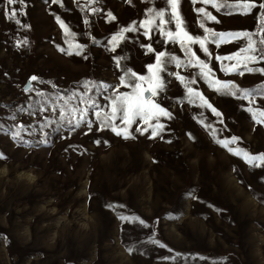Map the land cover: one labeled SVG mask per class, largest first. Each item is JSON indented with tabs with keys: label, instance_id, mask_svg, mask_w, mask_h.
Segmentation results:
<instances>
[{
	"label": "rangeland",
	"instance_id": "1",
	"mask_svg": "<svg viewBox=\"0 0 264 264\" xmlns=\"http://www.w3.org/2000/svg\"><path fill=\"white\" fill-rule=\"evenodd\" d=\"M62 3L63 7L52 0L17 4L15 7H23L26 12L19 13L18 18L30 28L14 25L0 12V151L9 156L8 161H0V264H264V167L249 166L228 153L199 121L207 118L204 123L211 124L221 138L240 135V146L253 154L264 152V125L251 120L240 107L241 101L213 94L203 81L199 82L197 87L206 90L214 106L224 113L225 128L210 110L189 104L181 95L183 86L176 87V81L169 90L173 105L170 110L176 119L161 118L172 129L163 133V140L148 139V134L125 140L109 130L87 133L83 125L73 132L67 126L57 131L58 112H40L38 101L42 98L35 90L24 91L29 78L37 75L40 80L32 82L33 89L49 95L83 90L85 80L116 84L119 70L110 59L113 53L105 48L106 42L121 27L147 18L148 8L167 7V0ZM198 6H203L199 0L195 5L191 0H181V15L192 25L189 31L193 34H203L202 30L196 31L200 14L194 9ZM91 7L98 11L91 12ZM227 11L218 14L220 24L208 21L207 26L248 30L259 39V11L255 17L235 10L228 15ZM53 12L65 20L75 37L66 38ZM108 12L117 17L116 21L107 17ZM168 15L170 9L166 18ZM194 17L197 19L193 24ZM150 35L158 33L153 30ZM93 36L99 43H92ZM25 37L28 43L17 47L16 41ZM134 37L137 33L129 36L122 56L128 58L127 67L147 75L149 53L133 43ZM139 37L141 42H151L143 37L142 30ZM77 43L87 46V60L76 55ZM246 43L242 37L219 48L211 43L209 47L214 54L224 55ZM69 44L71 55L56 47L69 50ZM198 47L195 45L194 50ZM168 49L169 45L164 44L159 50ZM198 54L203 58L202 52ZM249 67L262 68L264 61ZM218 75L224 78L223 73ZM228 76L241 87L264 84V73L258 71ZM115 91L132 89L120 85ZM113 94L111 90L99 97L95 91L89 93L105 110L110 103L105 96ZM262 100L264 96L256 97L257 103ZM243 105L246 107L248 101ZM28 110L35 114L30 115ZM90 112L95 127V110ZM45 116L53 121L44 128L47 145L37 143L43 135L40 125ZM20 123L28 128L22 135L33 142L32 146L11 139V131ZM188 132L196 139H189ZM96 138L107 139L109 144L96 145ZM169 139L171 143L166 142ZM109 204L112 207H107ZM133 213L149 227H134L119 219L121 214ZM149 229H154V239L167 247L149 242L148 237L153 235Z\"/></svg>",
	"mask_w": 264,
	"mask_h": 264
},
{
	"label": "snow or ice",
	"instance_id": "2",
	"mask_svg": "<svg viewBox=\"0 0 264 264\" xmlns=\"http://www.w3.org/2000/svg\"><path fill=\"white\" fill-rule=\"evenodd\" d=\"M52 2L63 7L62 0H52ZM96 2L97 0H90L92 4ZM130 2L131 0H129ZM191 3L195 5L197 0H191ZM17 4L24 5L25 0H3V8L0 9V12H2L6 20L13 22L14 25L30 28V25L23 24L21 19L18 18L19 13L26 15V12L23 7H15ZM199 4L203 6H198L194 9L195 13L200 14L196 31L202 30L203 34H193L189 31L192 25L187 24L181 15V0H167V7L148 8L149 16L147 18L139 21L138 24L136 21H132L130 24L115 31L106 42L105 48L113 53L110 59L115 61L116 68L119 70L116 84H109L103 81L93 84V82L85 80L83 82V90L72 89L70 95L59 93L49 95L39 89H33L32 82L38 81L40 78L37 75H32L24 91L35 90L36 95L42 98L38 101L40 112H46L49 109L53 113L58 112L57 131L60 127L67 126L69 132H73L83 125L87 129V133L103 134L105 130H109L116 137H122L125 140L136 139L137 134L140 136L148 134V139L159 138L163 140V133L166 131L171 132L172 129L162 123L161 118H167L169 121H175L176 119L173 111L170 110L173 105L169 97V90L176 81H179V84L175 85L176 87L183 86L181 95L187 99L189 104H198L199 108L210 110V113L219 120V123L224 125V113L214 106L209 96L205 94L206 90L201 91L197 87V84L203 81L208 88L213 90V94H219L222 98L234 97L241 101L240 107L250 114L251 120L257 125H264V100L259 103L256 101L257 96H264V90L258 91L254 88L241 87L233 78L228 76L229 73H238L239 76H243L245 71L249 73L257 71L264 73V67L259 69L249 67V64L253 62L264 61V11H261L264 10V0H199ZM169 9L170 15L166 18V13L169 12ZM222 10H228L226 13L228 15H231L232 10H235L244 14L252 13L254 17L256 11H259V27L256 30L259 33V39L254 38L256 33L248 30H217L215 27L207 26L208 21H213L215 24L221 23L220 19H218V14ZM90 11L96 13L98 9L91 7ZM52 15L59 26L65 30L66 38L68 36L75 37L76 33L70 30L65 20L61 19L55 12ZM107 17L111 21H116L117 19L111 12H108ZM196 19V17L193 18V24ZM84 23L87 24L88 20L85 19ZM154 24L155 28L153 29ZM141 30L143 37H148L151 41L150 43L141 42L142 38L139 37ZM153 30L158 33L155 37L150 35ZM132 33H137V37L133 38V43H139L140 49L149 53L151 62L146 63L147 75L140 74L127 67L128 58L122 56L124 47L127 46L129 36ZM242 37L246 38L247 43L235 52L221 55L210 51V43L219 48L221 45L238 41ZM120 41H123L124 44L120 45ZM27 43L28 40L25 37L23 41L17 40L16 46L20 47L22 44ZM92 43L97 44L99 41L93 36ZM164 44L169 45L168 51L159 50ZM176 44L179 45L178 48L173 47ZM195 45L199 47L194 50ZM118 46L119 51H117ZM56 47L62 53L67 51V54H72L71 44H69V50L59 45ZM86 51V45L80 43L75 45L76 55L82 56L84 60L88 59V55L85 54ZM180 52H182V56L179 54ZM201 52L203 53V58L198 54ZM225 61L235 62L225 64ZM216 62H220L218 66ZM170 66H174L175 70L170 68ZM242 67L243 70H241ZM179 69H187L188 72L187 74H181L178 71ZM218 73H223L224 78H221ZM40 82L44 83L43 81ZM120 85H126L132 91L116 92L115 90ZM52 87L56 88V85L52 84ZM109 90L114 94L105 96V100L110 101L108 110H105L103 105L97 102L96 98L89 95V93L95 91L96 96L99 97ZM146 93H151L152 98L147 97ZM243 101H248L246 107L243 105ZM90 109L95 110L94 115L98 122L95 127L94 121L91 119L92 113ZM21 111L26 110L21 108ZM28 111L30 115L35 114L31 110ZM177 111L179 112L180 109H177ZM12 119L15 120L16 117H12ZM204 119L199 122L205 129L211 131V137L217 145L226 149L234 157L241 158L249 166L264 167V152L253 154L247 148L241 147L239 142L242 138L240 135L229 134L221 138L218 131L213 129L211 124L204 123ZM117 121L119 122L117 123ZM52 123L53 121L48 116L44 117V123L40 125V131L43 135L37 142L38 144H49L48 133L44 132V128ZM133 125L136 126L133 128ZM224 127L227 128V125H224ZM26 131H28V128L25 124H16L14 130L11 131V139L20 145L32 146L33 142L26 140L22 135ZM187 136L191 140L196 139L191 132H188ZM102 142L104 145L109 144L107 139L102 141L101 138H96L93 140L96 145H100ZM166 142L171 143L172 141L169 139ZM8 160L9 156L4 151H0V161L6 162ZM233 171H235V168H233ZM107 207H112V205L109 204ZM119 219L122 222H129L134 227H149L144 219L134 213L131 215L121 214ZM157 222H159V217H157ZM149 230L153 232V235L148 237L149 242L161 247H167L160 240L154 239V229ZM128 251L131 252L132 248L129 247ZM165 259H168V257H165Z\"/></svg>",
	"mask_w": 264,
	"mask_h": 264
},
{
	"label": "trees",
	"instance_id": "3",
	"mask_svg": "<svg viewBox=\"0 0 264 264\" xmlns=\"http://www.w3.org/2000/svg\"><path fill=\"white\" fill-rule=\"evenodd\" d=\"M254 89H257L258 91L264 90V84L258 85V87H255Z\"/></svg>",
	"mask_w": 264,
	"mask_h": 264
},
{
	"label": "water",
	"instance_id": "4",
	"mask_svg": "<svg viewBox=\"0 0 264 264\" xmlns=\"http://www.w3.org/2000/svg\"><path fill=\"white\" fill-rule=\"evenodd\" d=\"M28 83H29V82H28ZM28 83H27L26 85H28ZM26 85H25V86H26ZM25 86H24V89H25ZM145 95H146L147 97H149V96L151 95V93H146Z\"/></svg>",
	"mask_w": 264,
	"mask_h": 264
}]
</instances>
